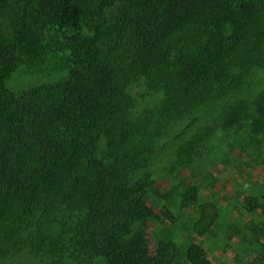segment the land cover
<instances>
[{"label": "trees", "instance_id": "16d2710c", "mask_svg": "<svg viewBox=\"0 0 264 264\" xmlns=\"http://www.w3.org/2000/svg\"><path fill=\"white\" fill-rule=\"evenodd\" d=\"M23 64L51 78L10 87ZM263 64L264 0H0V264L21 251L36 264H213L198 239L214 234L217 206L183 181L162 192L150 166L199 108L222 106L170 171L190 167L216 127L264 137V87L226 100ZM139 80L162 97L136 115ZM244 226L228 238L264 264V216Z\"/></svg>", "mask_w": 264, "mask_h": 264}, {"label": "rangeland", "instance_id": "374dc122", "mask_svg": "<svg viewBox=\"0 0 264 264\" xmlns=\"http://www.w3.org/2000/svg\"><path fill=\"white\" fill-rule=\"evenodd\" d=\"M50 78L44 68L23 64L13 74L9 86L14 89L27 88ZM263 87L264 64L254 70L242 92L231 94L226 100L238 96L253 99ZM128 91L134 99L133 113L136 115L152 107L162 97L161 93L149 92L143 80L132 83ZM221 110V105L199 108L184 121L173 124L170 134L161 140L150 169L162 192L170 190L173 182L183 181L185 184L198 185L200 202L208 201L217 206L219 215L214 234L198 239L206 247L213 264H248L254 260V248L240 243L237 237L230 240L227 230L233 233L232 225L243 229L245 222L252 217L264 216L261 212L264 208V198L261 197L264 195V137L252 140L246 125L241 128L216 127L206 138L201 152L191 158L190 167L177 165L170 171L171 165L178 160L177 146L202 127L211 125ZM251 195L261 197L256 201L259 209L253 215L244 209L245 198ZM153 200V196L148 199L149 205H154L159 211L163 201L159 199L158 203H153ZM180 222L181 226H186L183 220ZM153 226L155 221L150 220L146 229L152 254L156 246ZM177 229L179 242L186 241L188 235H192L188 227ZM3 264H36V260L27 251H21Z\"/></svg>", "mask_w": 264, "mask_h": 264}]
</instances>
